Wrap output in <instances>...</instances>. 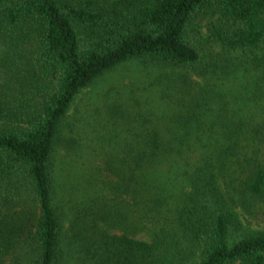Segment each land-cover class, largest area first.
Here are the masks:
<instances>
[{"label":"trees","instance_id":"1","mask_svg":"<svg viewBox=\"0 0 264 264\" xmlns=\"http://www.w3.org/2000/svg\"><path fill=\"white\" fill-rule=\"evenodd\" d=\"M203 17L214 20L201 45ZM263 42L264 0H0V264H264V228L233 208L264 202ZM130 60L192 68L174 79L177 118L108 103L113 127L92 135L112 152L86 182L110 196L67 219L53 165L78 142L68 111ZM244 96L254 107L237 115Z\"/></svg>","mask_w":264,"mask_h":264},{"label":"rangeland","instance_id":"2","mask_svg":"<svg viewBox=\"0 0 264 264\" xmlns=\"http://www.w3.org/2000/svg\"><path fill=\"white\" fill-rule=\"evenodd\" d=\"M213 20L214 18L203 17L194 23L197 27L195 38L200 39L201 45L204 44L209 32L212 30ZM207 47L208 44L201 47L202 51L206 52ZM257 51L259 54L264 53V42L258 47ZM191 69L172 66L160 67L153 63L146 64L142 60H130L106 72L94 83L83 89L72 103L66 121L67 124L75 122V127L78 125L76 133L78 142L71 147L67 141H64L60 146L63 150L56 155L55 165H53L55 170L53 178L56 192L55 201L64 205L65 211L68 213L67 219L76 212L75 208L91 207L88 210L91 212L99 205L101 197L110 196L109 193H106L108 192L106 190L105 192L90 191L86 182V180L94 178L95 175L103 177L98 165L103 166V157L111 155L112 152L110 147H98L97 140L92 135V131L96 128L106 133L107 127H110V129L113 127L103 125L106 123V105L112 101L128 103L137 99L139 103L135 102L134 106L136 117L140 118L137 114L140 112L147 116L149 109H153L157 114L167 113L169 119H176L177 113L174 111L177 110L176 106L169 105V101L173 100V95L176 93L173 84L179 85V81H174V79L177 78L179 73L189 74ZM198 79L201 80V78ZM2 82L3 80L0 78V83ZM244 98L242 104H239V100H237L234 105L237 115L254 107V102L248 96H244ZM150 117L154 118L151 114ZM203 119L207 123V132H209L210 128L216 125L217 112L208 111ZM118 120L123 121L122 119ZM126 123L130 124V121ZM132 123L139 127L144 122L136 120ZM120 136L125 138L121 133ZM210 137L211 134H207L205 140L208 141ZM153 175H157L155 177L157 180L151 178L153 185H160L162 175L152 173ZM165 186L166 188H172V182L168 180ZM127 200H131V198L122 196L120 199L111 201V203L116 204L113 206L111 215L125 213L121 211V208L127 206ZM140 205L142 204H138V206ZM233 208L237 211L243 227L264 228L263 201L256 200L251 205L250 210L243 208L240 204H234ZM117 209L118 211H114ZM130 219L127 221H130ZM234 232L239 234L240 231ZM139 236H141V233H135V237Z\"/></svg>","mask_w":264,"mask_h":264}]
</instances>
